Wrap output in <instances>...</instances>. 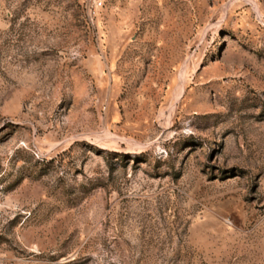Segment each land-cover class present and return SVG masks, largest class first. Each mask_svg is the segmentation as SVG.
Here are the masks:
<instances>
[{"label": "rangeland", "instance_id": "1", "mask_svg": "<svg viewBox=\"0 0 264 264\" xmlns=\"http://www.w3.org/2000/svg\"><path fill=\"white\" fill-rule=\"evenodd\" d=\"M0 264H264V0H0Z\"/></svg>", "mask_w": 264, "mask_h": 264}]
</instances>
